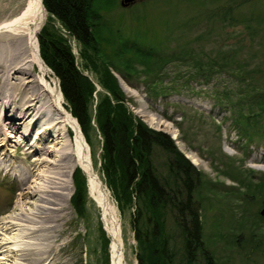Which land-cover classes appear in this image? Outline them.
Here are the masks:
<instances>
[{"label": "rangeland", "instance_id": "374dc122", "mask_svg": "<svg viewBox=\"0 0 264 264\" xmlns=\"http://www.w3.org/2000/svg\"><path fill=\"white\" fill-rule=\"evenodd\" d=\"M22 3L23 0H0V21L17 12ZM133 10L141 12L142 17L135 22L131 19L126 22ZM221 13L224 16H220ZM108 15L118 26L121 24V28L130 36V31L134 35L136 30L145 33V41H154L159 54L173 52L175 55L163 65L160 73L141 71L144 67L141 62H135L137 71L130 70L125 77L112 67L111 72L132 113L147 126L168 135L176 149L190 163L193 174L199 172V181L191 196L193 199L199 198L201 202L198 212L203 223V235H214L217 226L219 232L225 234L228 225L237 223L240 218L246 230L255 211L263 210L261 215L264 216V204L260 202L259 193H255L252 207L245 200V196L251 193L246 184L256 183L264 175V139L247 141L233 123V111L221 107L215 100L223 98L224 92H228L232 99H236L239 110L247 113L250 88L256 86V91L264 90V0H135L127 6L121 5L120 0H114ZM229 19H232L233 24L228 23ZM186 20L188 23L184 25ZM67 39L78 68L94 80L96 90L102 91L95 74L83 67L76 39L72 36ZM188 40L195 54L191 60L184 61L179 57L182 56L181 42ZM222 52L231 54L230 64L237 62L236 66H232L234 69L241 66L245 82H235L234 75L229 72V65L222 66L219 58ZM211 58H217L218 62L209 65ZM199 66L201 69L198 70ZM33 71H37L35 65ZM232 72L235 73V70ZM46 77L56 82L60 90L58 78L49 67ZM250 77L256 78V81H250ZM157 79L163 87L180 89L166 91L164 95H150L144 80L152 82ZM93 96L96 98L97 93H93ZM62 98L64 107L69 111ZM67 128L66 136L70 138L72 130ZM98 140L100 135L91 132L89 153L92 165L116 210L123 243V264H137L136 241L131 224L132 209L119 211L104 183ZM168 157L164 149L155 147L152 161L162 174L167 172L165 161ZM13 160L18 166L29 161V158L22 155L20 148H16L13 150ZM76 166L69 175L62 172L60 176V181H70L68 199L63 190L61 195H53L58 206V218L53 228L54 256L50 264H104L105 253L107 264H110L109 237L103 228L100 208L89 194L87 181L84 213L77 214L70 201L74 191L71 175ZM17 189L13 177L0 170V218L12 210ZM101 227L108 237L107 241L100 232ZM166 229L172 232L171 241L177 245L179 237L170 215L166 218ZM213 240L208 243V247L214 254L223 256L224 264H264V232L260 251L249 254V257L237 250L233 251L234 247L226 250L224 238L215 236ZM9 245L8 242L0 243V256L9 253L5 250Z\"/></svg>", "mask_w": 264, "mask_h": 264}, {"label": "trees", "instance_id": "16d2710c", "mask_svg": "<svg viewBox=\"0 0 264 264\" xmlns=\"http://www.w3.org/2000/svg\"><path fill=\"white\" fill-rule=\"evenodd\" d=\"M42 4L47 14L37 36L39 55L58 78L62 96L88 145L91 132L100 135V169L104 183L119 211L132 209L137 264H224L223 256L214 254L208 247L215 236L224 238L226 250L234 247L233 251L245 256L260 251L264 232V216L260 209L250 217L246 230L240 218L237 223L228 225L225 234L219 232L217 226L214 235H203L198 212L201 202L191 196L198 184L199 172L193 174L190 163L168 135L147 126L132 113L111 72L112 67L125 77L130 70L137 71L135 62H141L144 65L141 71L160 73L163 65L175 57L173 52L159 54L154 41H145V33L136 30L134 35L130 31V36L121 24L118 26L108 15L114 0H42ZM134 11L126 22L129 19L135 22L142 17L141 12ZM119 21L123 22L122 19ZM231 21L229 19L228 23L233 24ZM68 36L78 42L83 67L95 74L102 91L96 90L94 80L76 65ZM181 44L182 56L179 57L184 61L191 60L195 54L190 48L191 41H182ZM217 58H211L209 65L217 63ZM219 58L223 67L229 65L235 82H245L241 66L234 69L232 66L237 62L230 64V53L222 52ZM197 69H201L200 66ZM144 81L146 90L153 96L179 88L163 87L159 79ZM250 81H256V78L250 77ZM255 87L250 88L247 96L250 98L247 113L239 110L236 99H232L228 92L215 100L221 107L233 111V123L247 141L264 139V90L256 91ZM93 93H97L96 98ZM254 105L256 109L251 107ZM155 147H161L169 156L165 161V174L152 161ZM71 176L74 191L70 201L77 214L82 215L87 197L86 176L77 166ZM246 185L251 192L245 196L246 204L252 207L255 193L261 195L260 202L264 204V175L256 183ZM169 215L179 237L177 245L171 241L172 232L166 229ZM100 232L105 235L102 227ZM104 240H108L106 235ZM103 262L107 264V253Z\"/></svg>", "mask_w": 264, "mask_h": 264}, {"label": "bare ground", "instance_id": "6f19581e", "mask_svg": "<svg viewBox=\"0 0 264 264\" xmlns=\"http://www.w3.org/2000/svg\"><path fill=\"white\" fill-rule=\"evenodd\" d=\"M45 17L42 0H23L17 12L0 21V170L18 188L12 210L0 218V243L11 244L0 264L51 263L58 218L53 199L63 191L68 199L70 181H60V176L76 165L85 172L89 194L100 208L110 264H123L115 207L92 165L88 143L64 107L57 83L46 77L48 66L39 55L37 35ZM16 148L29 161L17 166Z\"/></svg>", "mask_w": 264, "mask_h": 264}, {"label": "water", "instance_id": "95a60500", "mask_svg": "<svg viewBox=\"0 0 264 264\" xmlns=\"http://www.w3.org/2000/svg\"><path fill=\"white\" fill-rule=\"evenodd\" d=\"M135 0H120V4L121 5H128L129 3L133 2ZM261 212H263V210H261Z\"/></svg>", "mask_w": 264, "mask_h": 264}]
</instances>
